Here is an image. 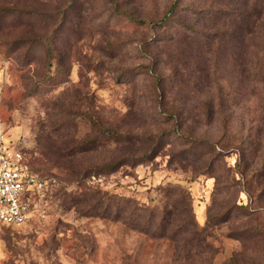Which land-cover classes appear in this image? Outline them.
<instances>
[{"label": "rangeland", "instance_id": "1", "mask_svg": "<svg viewBox=\"0 0 264 264\" xmlns=\"http://www.w3.org/2000/svg\"><path fill=\"white\" fill-rule=\"evenodd\" d=\"M172 2L0 0V131L46 181L0 264H264V0Z\"/></svg>", "mask_w": 264, "mask_h": 264}, {"label": "built area", "instance_id": "2", "mask_svg": "<svg viewBox=\"0 0 264 264\" xmlns=\"http://www.w3.org/2000/svg\"><path fill=\"white\" fill-rule=\"evenodd\" d=\"M45 184L19 145L0 131V226L31 221L38 214Z\"/></svg>", "mask_w": 264, "mask_h": 264}, {"label": "trees", "instance_id": "3", "mask_svg": "<svg viewBox=\"0 0 264 264\" xmlns=\"http://www.w3.org/2000/svg\"><path fill=\"white\" fill-rule=\"evenodd\" d=\"M179 2H180V0H173L172 5H171V7L169 8L167 14H165L164 17H163L160 21H158L157 23H158V24H165V23H168L169 20L172 19V16L174 15V13H175V12L177 11V9L180 7V6H179V4H180ZM256 2H257V1H256ZM254 11H255L254 14H255L256 16H259V14H261V10H260V7H259L258 4H257V5H256V4L254 5ZM240 14H242V12H241ZM133 20H134L135 22L139 23V24H146V23H147L146 21H144V20H139V19H137V18H135V17H133ZM149 23H153V22H149ZM93 125H94L96 128L101 126L99 123L96 122V120H94ZM100 129H101V128H100ZM103 130H106L107 132H109V133H110L111 135H113V136H116V135L118 134V132H116V131H115L113 128H111V127L103 128ZM48 146L50 147V145L47 144V147H48ZM56 153L60 154L61 156H65V155L71 154V152H67V151H66V153H65V152H63V151H61V150H58ZM121 162H122V160L120 159V160H118V161L113 162L112 164L106 165L105 168H106V169H115L117 166H119V165L121 164ZM81 174H82V172H81ZM139 210H140V212H142V211L145 210V208H139ZM207 224H209V221H208ZM205 231H206V229H199V228H197V227H195V229L192 230L193 240H194V239H197V240H199V242H201V244H200V249H199V251H198L197 254H196V255H198V256H202L203 253H204L205 251H206V252L209 251V252L213 253L212 250H210V249H208L207 247L204 246V243H205V241H206V237H204V236H205ZM202 244H203L204 247H202ZM213 255H214V254H213ZM203 262H205L204 259H203ZM201 263H202V262H201ZM209 264H211V263H209ZM230 264H236V263H235L234 261H232V263H230Z\"/></svg>", "mask_w": 264, "mask_h": 264}]
</instances>
